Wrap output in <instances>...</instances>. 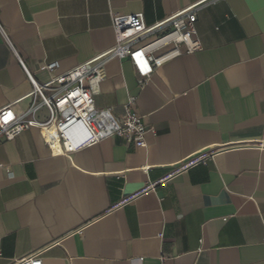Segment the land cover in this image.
I'll return each mask as SVG.
<instances>
[{"label":"crops","instance_id":"crops-1","mask_svg":"<svg viewBox=\"0 0 264 264\" xmlns=\"http://www.w3.org/2000/svg\"><path fill=\"white\" fill-rule=\"evenodd\" d=\"M195 3L199 51L142 86L127 57L105 64L94 106L120 118L135 97L145 147L51 155L36 127L0 143V264H264V0H0V109L28 108L45 63L112 47V12L149 26Z\"/></svg>","mask_w":264,"mask_h":264},{"label":"built area","instance_id":"built-area-1","mask_svg":"<svg viewBox=\"0 0 264 264\" xmlns=\"http://www.w3.org/2000/svg\"><path fill=\"white\" fill-rule=\"evenodd\" d=\"M197 5L181 9L149 26L145 25L142 13L112 12L113 46L61 73H54L59 67L57 61L45 63L43 68L53 72L46 83L37 84L29 75L33 89L28 108L19 115H14L9 107L0 109V143L13 139L29 127H36L51 155L68 156L113 135L131 141L136 147H145L147 128L134 108L135 97H128L120 118L113 116L110 108L96 109L94 106V97L105 77V64L114 57H127L142 86L166 62L183 52L199 51L201 42L195 29ZM41 106L47 111L44 121L36 117ZM74 140H77L74 146L67 145ZM214 155L206 153L192 162ZM41 252L33 251L11 264H42Z\"/></svg>","mask_w":264,"mask_h":264},{"label":"bare ground","instance_id":"bare-ground-1","mask_svg":"<svg viewBox=\"0 0 264 264\" xmlns=\"http://www.w3.org/2000/svg\"><path fill=\"white\" fill-rule=\"evenodd\" d=\"M76 142H77V140H76V141L74 140V141H71V143H69V144H67V145L74 146Z\"/></svg>","mask_w":264,"mask_h":264}]
</instances>
